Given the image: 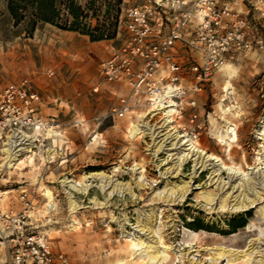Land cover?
Segmentation results:
<instances>
[{
  "label": "rangeland",
  "instance_id": "374dc122",
  "mask_svg": "<svg viewBox=\"0 0 264 264\" xmlns=\"http://www.w3.org/2000/svg\"><path fill=\"white\" fill-rule=\"evenodd\" d=\"M87 2L79 4L87 18L81 22L91 30L109 29L117 19L116 38L100 45L91 44L87 38L74 50L79 58L75 64L86 65L90 77L86 75L88 79L79 83L71 104L60 107L54 79L62 66L59 61L65 57L59 54V25L70 19L65 6L56 26L38 25L32 32L23 25L16 26L5 14L4 0H0V92L26 83L43 100L42 117L49 124L44 144L38 148L39 157L21 160L11 172L0 176V191L12 193L7 195L12 207L18 208L15 200L20 189L36 193L28 234L44 238L51 253L63 257L67 264H264L262 185L257 183L255 192L247 193L242 188L243 176L231 180L228 172L214 163H208L204 171L195 170L191 163L181 165L179 152L155 141L148 132L132 139V126L141 124L145 116L142 103L134 105L132 116L116 120L112 112L120 108L127 94L121 88L109 94H93L101 81V65L121 47L117 39L120 19L143 0L126 4L123 0L116 9L100 2L90 8ZM242 4L244 10L234 14L247 25L245 33L253 43L252 52L228 58L201 93L184 100L172 128L177 132L188 129L190 116L196 114L203 132L195 146L220 159L227 168L250 174L247 169L259 164L262 142L258 135L264 130V0L263 7L253 0H243ZM257 42L263 50L255 45ZM62 43L64 48L70 47L68 42ZM185 79V87L194 84L188 73ZM231 108L234 111L227 114ZM145 124L148 126L143 132L162 126L157 122ZM227 124L237 128L239 140L229 153L216 139ZM56 126L57 130L51 129ZM157 145L163 149L155 153ZM136 166L144 178L141 190L133 183L140 178L131 172L138 169ZM101 174L131 185L133 195L103 188L98 179ZM64 179L91 189L86 194L72 192L60 184ZM182 188H187L183 195L175 194ZM45 190L53 197L52 213L46 209L49 200ZM69 199L76 206L75 212ZM251 202L246 211H239ZM8 207L2 204L3 210ZM248 225L260 231L249 235L245 232ZM132 240L143 242L147 249L133 252ZM164 247L171 250L168 259L162 255ZM13 248L0 242V264H12Z\"/></svg>",
  "mask_w": 264,
  "mask_h": 264
},
{
  "label": "built area",
  "instance_id": "2783aa9c",
  "mask_svg": "<svg viewBox=\"0 0 264 264\" xmlns=\"http://www.w3.org/2000/svg\"><path fill=\"white\" fill-rule=\"evenodd\" d=\"M253 1L263 7V0ZM246 28L231 3L143 0L120 19L121 47L101 65V81L93 94H109L121 88L127 95L120 101V108L112 112V119H127L134 114V105L141 102L145 116L148 115L146 122L163 125L161 121L168 110L176 107L174 120L181 114L184 100L201 93L203 85L226 65L228 58L252 52L254 47L246 36ZM255 45L263 50L260 42ZM178 50L186 51L189 57L200 54L202 64L192 59L179 63L174 57ZM186 73L194 79L188 88L184 85ZM190 106L194 108L195 104ZM41 109L40 96L26 83L0 92V176L11 172L21 160L39 157L38 148L43 146L49 128ZM160 128L154 132L156 138L163 145L172 146L167 132ZM202 132L196 114L190 116L188 129L176 131L193 145L200 141ZM19 191L18 208L12 207L6 193L0 191V242L14 247L12 264H67L63 257L51 253L44 238L28 234L37 196L34 191ZM2 204H8V209L3 210Z\"/></svg>",
  "mask_w": 264,
  "mask_h": 264
},
{
  "label": "bare ground",
  "instance_id": "6f19581e",
  "mask_svg": "<svg viewBox=\"0 0 264 264\" xmlns=\"http://www.w3.org/2000/svg\"><path fill=\"white\" fill-rule=\"evenodd\" d=\"M176 107H172V109L168 110V112L166 113V115L164 116V118L162 119V123L163 125L161 126V128L159 130L162 131H166L168 134V138L167 140H172L173 145L171 147H173L175 150H177L179 152V155H181L180 158V162L181 165L187 164V163H191L194 165V169L199 171V170H205L207 168V164L208 163H214L215 165H219L223 171L228 172V175L231 176V180L233 178H239L241 176H243V178L245 179V184L242 185V188L247 192V193H251V192H255L256 190V186L257 183L259 185H262L264 187V130L262 131V133L260 135H258V140L262 142V153L260 155H257L259 157L258 160V165H254L253 167H250L247 169V172H251L250 174H245V173H241L238 172L236 170H233L231 168H227L223 162L213 156H209L205 153V151L201 150L199 147L190 144L188 141H185L184 138L179 137V135L176 133L175 129L172 128L173 124H174V120L173 117L176 115V111H175ZM234 111V109H229L227 111H225L227 114H231ZM160 112H163L160 111ZM148 120V115L144 116L141 118V124H137V125H133L130 131V137L132 139L134 138H138L141 135H143L144 133L148 132V136H151L152 139H154L155 141L158 139L156 138L155 135V131L156 130H146L145 132H143L142 130L147 129V124H145V121ZM237 128L234 125L231 124H227V127L225 129V131L221 134H219L217 136V144L223 148L226 149V152L229 153L232 148L234 147V145H236L238 143V136L236 134ZM174 132V133H173ZM156 152L158 153L160 152L163 147H156ZM49 159V158H48ZM48 161H51L50 159ZM32 163V162H31ZM261 166V167H259ZM136 168H138V166H136ZM141 170V168L132 170L131 172L134 173V176L140 177V178H136L135 180H133V183L135 184V187L138 190H141L143 188L142 183L144 182V178L142 176V172L139 173V171ZM98 179L101 181V184L103 185V188H109V187H113L114 191H118L121 193H129L131 195H133V189L131 188V185H122L117 183L116 181L113 180V177H107L105 175H98ZM63 188H69L72 192L75 193H84L86 194L90 189L91 186L89 185H75L72 181H69L68 179H64L61 183ZM187 190V188H182V189H177L175 194L178 195H183L184 192ZM46 192V198L49 200V203L47 205V212L48 213H52L55 210V204L53 203V197L51 195L50 192H48L47 190H45ZM70 200V208L72 212L76 211V206L75 204L72 202V199ZM253 203H245V205H242L241 208H239V211H246L247 210V206H252ZM260 229H258L256 226L254 225H248L247 228L245 229V232L249 235H253L257 232H259ZM264 240V238H263ZM261 241V240H260ZM131 243V250L133 252H142L144 249H147V247H145V244L143 242L140 241H135L132 240L130 241ZM159 248H155V251L158 253ZM163 253L162 255L165 256L164 259H168L167 254L169 252H171V250L169 248L164 247L163 248ZM250 252L249 250L247 251V253ZM160 255V254H159ZM161 256V255H160ZM244 258L247 257L246 253L243 256Z\"/></svg>",
  "mask_w": 264,
  "mask_h": 264
},
{
  "label": "trees",
  "instance_id": "16d2710c",
  "mask_svg": "<svg viewBox=\"0 0 264 264\" xmlns=\"http://www.w3.org/2000/svg\"><path fill=\"white\" fill-rule=\"evenodd\" d=\"M4 0L5 14L16 26L23 25L35 32L38 25L56 26L60 21L61 9L66 8L68 17L70 18L64 26L59 25V31L62 33H72L88 38L91 44H100L111 42L116 38L117 19L115 25L109 29L105 27L91 30L90 26L81 20H86L85 13L79 4L82 0ZM86 7L95 8L98 2L101 6L116 9L120 7L123 0H87ZM114 3V5H111ZM244 228V226L242 227ZM240 229V228H239Z\"/></svg>",
  "mask_w": 264,
  "mask_h": 264
},
{
  "label": "crops",
  "instance_id": "0c3cea01",
  "mask_svg": "<svg viewBox=\"0 0 264 264\" xmlns=\"http://www.w3.org/2000/svg\"><path fill=\"white\" fill-rule=\"evenodd\" d=\"M216 1L219 2L220 4L231 3L232 9L235 13L244 10L242 4L243 0H226L225 3H222L223 0H216ZM127 2H129V0H124V4H126ZM131 7L132 6H128V8ZM117 39L120 42V38L118 37ZM86 40L87 38L80 37L77 34L59 32V54L65 56L64 58L61 59V61H59V64H61L62 66L61 68H59V73L56 74L54 79L56 84L55 88L59 90L60 107L71 104L69 103V100L71 99L73 100L74 92H77L79 83L83 82V79H88L87 77H90L88 74H86L88 69L86 65L79 66L74 62L79 60V58L75 56L74 50L80 47L79 44L81 43L84 44V41ZM62 42H68L70 44V47L68 49L64 48ZM100 44H106V43H100ZM93 45H97V44H93ZM174 57L179 63H185L188 59H192L193 61L199 64H201L203 61V58L200 54H193L191 57H189L187 52L184 50H178L174 52ZM235 57L237 56H233L232 58ZM186 80L187 79H185V81ZM66 91L69 92V95L67 94ZM43 106H44V102H43ZM8 194H12V193L7 192L6 199H9V201H11L10 205L13 206L12 200H10L11 198H9L10 196H7Z\"/></svg>",
  "mask_w": 264,
  "mask_h": 264
}]
</instances>
